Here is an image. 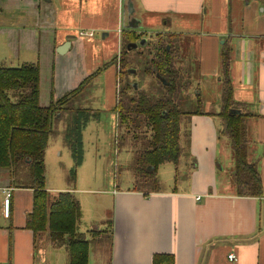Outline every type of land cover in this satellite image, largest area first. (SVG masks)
<instances>
[{
    "label": "crops",
    "instance_id": "0c3cea01",
    "mask_svg": "<svg viewBox=\"0 0 264 264\" xmlns=\"http://www.w3.org/2000/svg\"><path fill=\"white\" fill-rule=\"evenodd\" d=\"M91 20L99 22L88 24ZM130 21L135 28L129 30L137 35L179 37L182 56L187 50L195 52L191 63L206 79L204 84L214 81L220 86V50H229L234 100L251 115L244 121L246 162L257 168L261 195H238L234 156L219 118L192 115L182 123L183 153L173 165L174 175L181 170L185 178L178 182L174 176L169 190H140L129 184L98 192L87 206V217L74 193H92L82 181L98 180L93 141L87 144L85 138L92 122L82 130L83 159L72 178L68 127L54 135L59 124L54 121L44 152L48 204L60 194L73 196L80 209L76 235L89 243L88 264H152L155 256H170L173 264H264V0H0V66L38 65L39 105L48 107L100 70L78 59V46H85L77 39L80 33L93 37V31L105 32L102 39L114 33L121 50V33ZM66 42L69 50L58 55L56 49ZM108 67L101 108L116 114L119 77L116 67ZM219 104L203 101L217 111ZM31 178L30 171L22 175L0 169V264H68L61 242H53L47 231L34 234L26 227L34 202ZM8 190L6 218L3 202ZM231 253L236 256L232 262L227 259Z\"/></svg>",
    "mask_w": 264,
    "mask_h": 264
},
{
    "label": "trees",
    "instance_id": "16d2710c",
    "mask_svg": "<svg viewBox=\"0 0 264 264\" xmlns=\"http://www.w3.org/2000/svg\"><path fill=\"white\" fill-rule=\"evenodd\" d=\"M166 36L155 35V44L149 40L143 46L127 50L130 43L138 44L142 35L129 29L121 33L122 47L118 56V77L135 71L131 67L132 51L149 49L150 58L145 62L143 72H150L159 83L156 94L146 95L131 85L118 91L115 112L122 124H146L150 132L142 149L135 153L133 165L134 177L138 183H150L159 166L172 164L177 166L183 149L179 144L182 123L188 116L205 115L219 118L221 134L230 142L235 161L234 178L239 196L259 197L261 179L255 164L246 162V137L244 121L251 115L244 104L233 97V86L230 79V54L222 46L220 50L219 82L220 104L218 111L214 106H203L198 89L195 109H181L182 93L188 88V72L181 64L180 47H174ZM116 60V58H115ZM100 70L88 77L73 92L66 94L56 102L51 101L48 107L39 105L40 70L39 66L22 65L15 68L0 66V169L13 171L17 167L29 168L34 189L32 212L27 216L26 227L34 234L47 231L53 242H61L68 255V264H88L89 243L83 236L76 235V222L80 209L69 193L60 194L55 201L48 204L45 191L44 152L48 139L53 131V123L60 119L62 113L69 111L67 103L82 89L86 82ZM189 73V72H188ZM126 89L133 91L129 106L121 103L118 96L125 94ZM198 93V94H196ZM204 110V111H203ZM90 109H79L73 114V122L68 126L65 141L68 145L74 167L71 177L83 159L82 130L87 121L93 118ZM130 118V119H129ZM118 119V118H117ZM141 124V126H143ZM152 166L153 171H146ZM152 264H173L170 256L154 257Z\"/></svg>",
    "mask_w": 264,
    "mask_h": 264
},
{
    "label": "rangeland",
    "instance_id": "374dc122",
    "mask_svg": "<svg viewBox=\"0 0 264 264\" xmlns=\"http://www.w3.org/2000/svg\"><path fill=\"white\" fill-rule=\"evenodd\" d=\"M98 22L99 21L96 20L87 21L88 24L91 23L92 25H95ZM81 23L84 24L83 20L81 21ZM93 32L94 36L91 39L81 38L83 36H79L80 38L76 37L79 41H81L79 43H84L85 45L83 46L82 44V46H78V52L80 54L78 55V59L81 58V61L85 66L96 68L95 71L97 69H100L99 76H96L82 89H80L79 93H77L67 103V107L68 109H70L69 113L64 112L61 114L60 119L57 120L59 121V124L54 130V135H57L58 132H62L64 130L65 126L68 127L74 119L72 112L79 109L93 110V118L91 119L92 123L86 130L85 138L86 142L90 140L93 141L92 151L95 155L93 159L98 164V180L95 181V184L94 182L92 183V181L89 180V177L88 180L82 181L83 187L91 186L92 190H94L92 193H74L77 202H80V206L84 207V214H86V217L87 206L91 202V199L99 197L98 192L111 190L113 188H121L129 184L132 185L133 188L140 190H169L174 186V183L172 181L174 176H176L178 182H180V180L182 178H185L186 176V173L181 170L178 171L177 175H174L175 167L173 165H163L159 167L158 170L154 173L152 182H134V156L137 151L142 149L145 140L149 138L150 132L148 131V128H146V124L141 123L143 125L141 126V124L138 122H136L135 124L134 122L131 123L130 121L126 125H124L119 120V117H116V114L103 112L101 108V102L103 94V80L105 76L104 74L106 73L105 70L110 69L108 66L113 65L114 67H116L118 72L117 58L119 56L120 50H118L119 48L117 47L118 43L116 45V34L110 33L108 37L102 39V33L105 32ZM142 36V39L149 40L150 42H153L155 44V38H153V36ZM166 37L170 40L171 44L174 47H178V45L180 46L179 37L175 35ZM74 47L77 48L76 46ZM185 47L186 45H183V48ZM148 51V48L142 50L140 49L138 51H132V53L130 54V59H132L133 65L131 67L136 68L137 76L129 74L123 75L120 78L117 77V92L121 91L124 86H131L133 83L137 84L139 86V91L146 95L156 94L155 91H158L159 83L150 72H143L145 62L150 58ZM194 54L195 52L191 51L190 54L187 50L183 53V56L180 53V58L178 59V64H181L189 72L188 73L185 71V73H187V77L185 79L186 81H189V85L181 95V109L190 112L194 110L196 106V97L194 91L197 85H199L198 89L201 92V99H203L204 102L216 105H218L220 102L219 84L214 81H210V83L204 84L206 79L199 77L197 69L192 66L191 61L192 57H194ZM62 59L63 61H65L66 58L63 57ZM44 73L45 68L42 71L43 76ZM46 76H48V74L45 75V77ZM48 80L49 77L47 78V81ZM133 93L134 92L131 91V89H126V93L120 94L118 98L123 105L125 104V106H129L130 104L128 103V100L130 97L134 96ZM87 146L89 148V145ZM95 158H99V160H96ZM90 166H94V163H91ZM145 170L152 172L153 167L147 166ZM15 171L16 173L21 172L22 175H29L30 170L28 167L19 170L18 167L15 169ZM85 177L86 175H83V178ZM29 180L30 179H22V182L28 183ZM68 184L69 186H73L72 180H68ZM83 221L84 220H81V223L78 226L80 229L85 228V224L83 223ZM97 227V225L92 226L94 230H97Z\"/></svg>",
    "mask_w": 264,
    "mask_h": 264
},
{
    "label": "water",
    "instance_id": "95a60500",
    "mask_svg": "<svg viewBox=\"0 0 264 264\" xmlns=\"http://www.w3.org/2000/svg\"><path fill=\"white\" fill-rule=\"evenodd\" d=\"M130 15V14H129ZM127 27V28H126ZM125 27V29H131V28H135L134 26L132 27V26H126ZM105 36V34H103L102 35V37H104ZM145 39H143V40H141L138 44H133V43H130V44H128L127 45V50H130L131 48H133V49H136L138 46H142V45H144V43H145ZM221 44H223V43H221ZM69 48H70V43L69 42H66V43H64L63 45H61L60 47H58L57 49H56V53L58 54V55H64L68 50H69ZM129 73H131V74H133V73H135V71H129ZM137 87H136V85L134 86V89H136Z\"/></svg>",
    "mask_w": 264,
    "mask_h": 264
},
{
    "label": "built area",
    "instance_id": "2783aa9c",
    "mask_svg": "<svg viewBox=\"0 0 264 264\" xmlns=\"http://www.w3.org/2000/svg\"><path fill=\"white\" fill-rule=\"evenodd\" d=\"M80 36L92 37V34L80 33ZM197 200H199V198H197ZM9 204H10V193L8 190L5 192V198L3 202V207H4L3 213L6 218L9 216ZM227 259L232 262L236 260V256L233 253H231L228 255Z\"/></svg>",
    "mask_w": 264,
    "mask_h": 264
},
{
    "label": "flooded vegetation",
    "instance_id": "af4514ba",
    "mask_svg": "<svg viewBox=\"0 0 264 264\" xmlns=\"http://www.w3.org/2000/svg\"><path fill=\"white\" fill-rule=\"evenodd\" d=\"M134 24H135V22H133V21L128 22V25H134ZM126 25H127V24H126ZM132 86L134 87L135 84L132 83Z\"/></svg>",
    "mask_w": 264,
    "mask_h": 264
}]
</instances>
